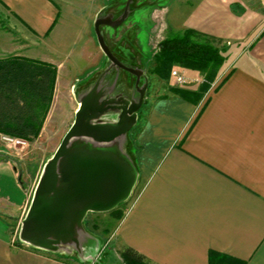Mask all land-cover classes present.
Masks as SVG:
<instances>
[{
    "label": "crops",
    "instance_id": "1",
    "mask_svg": "<svg viewBox=\"0 0 264 264\" xmlns=\"http://www.w3.org/2000/svg\"><path fill=\"white\" fill-rule=\"evenodd\" d=\"M87 1L95 4L94 14L110 4ZM80 2L0 0V26L9 29L0 30V54L5 52L2 42L11 43L6 35L13 30L26 43L50 39L60 11H74ZM161 26L167 35L172 28L174 34L195 30L226 45L228 55L201 99L169 93L148 99L141 119L138 111L125 146L137 178L128 199L113 209L122 211L113 230L116 241L149 264H210V252L215 254L214 264H264V0H187L173 12L168 9ZM137 27L133 23L117 29L111 38L105 32V41L118 58H139L134 54ZM66 52L59 58L66 64L72 60L69 68L77 75L70 79L72 89L79 88L76 91L106 68L101 49L95 54L105 56L102 63L97 61L101 65L91 70L87 63L89 68L80 73L76 68L83 51ZM122 78L131 90L133 76L122 72ZM74 101L75 114L79 104ZM12 156L0 145V264L89 263L91 254L77 257L19 239L34 188H24L19 205L3 192L17 191L15 177L21 182L24 175ZM113 210L86 213L83 226L90 236L87 220L93 215L107 218Z\"/></svg>",
    "mask_w": 264,
    "mask_h": 264
},
{
    "label": "water",
    "instance_id": "2",
    "mask_svg": "<svg viewBox=\"0 0 264 264\" xmlns=\"http://www.w3.org/2000/svg\"><path fill=\"white\" fill-rule=\"evenodd\" d=\"M119 16L106 21L98 15L95 21L97 43L107 65L75 93L79 108L73 123L46 161L21 222L19 239L25 243L67 253L73 247V253H82L84 245L94 240L83 226L86 213L115 209L135 185L137 170L125 146L148 80L142 69L120 61L105 41L102 27H118L126 11ZM122 72L133 76L131 90ZM80 239L85 240L83 245Z\"/></svg>",
    "mask_w": 264,
    "mask_h": 264
},
{
    "label": "rangeland",
    "instance_id": "3",
    "mask_svg": "<svg viewBox=\"0 0 264 264\" xmlns=\"http://www.w3.org/2000/svg\"><path fill=\"white\" fill-rule=\"evenodd\" d=\"M107 2L110 4L106 6L104 10L96 12V14H94V11H91L95 4H91V1L88 2L87 0H82V2L78 3V5H76L77 8L74 11L61 10L60 21L58 22V26L55 28L53 36L50 39L46 38L44 42L41 41L39 44L24 42L23 37L15 30H13V33L11 32L6 35L10 38V44L8 40L6 42H2V49L5 52H1L0 59L9 56H22L26 58L30 57V59L34 58L41 62H46V60H48L52 61V63H56V61H59L60 63L61 61L64 64L60 67L58 64L54 65L50 63L56 67L57 76L50 107L38 137L33 141L27 140L28 148L25 151L23 150L24 152L21 151V153H18L13 149L7 150L0 142V145L3 147L5 153H7L10 157L12 155V157L15 156L14 159H16L15 161L20 174L24 173L21 182H19L15 177V184L19 187H17V191L14 192L9 189L3 190V192L8 193V195L12 197V200L16 202L17 205L24 200V188H27L29 185L31 188L33 187L35 189L41 175L42 168L48 158L54 154L63 136L74 120V111L77 107L74 99L76 100L75 93L79 88L76 87L75 89H72L74 81L70 79V77L76 76L77 74L74 73L73 69L69 68V66H72L71 59L66 60L68 61L66 64L64 63V59L60 60L61 58L59 57L66 51H83V58L79 61L80 63L77 64L78 69L76 68L78 73L82 72L86 68L88 69V64L93 66L91 68L92 70L100 66L105 60V56L102 58L100 55L98 56V54L97 56L95 55L96 53H99L98 51L101 49L97 43L94 30V24L98 15L103 17L106 21H111L112 19L118 17L121 12L126 11V17L118 27H104L105 29H101L103 31V35L106 32L109 38L112 37V32H116L117 29L121 30L128 28V26L133 23L138 26L137 30H135L138 42V51L135 46L134 54L137 53L139 58H136L135 60H123L120 58V61L124 62L126 65H135L145 71L144 75L148 80V87L145 91L144 101L141 106L142 109H140L138 119H141L143 116V105L146 104L147 100L152 97H162L165 94L172 93V89H178L188 92L187 97L197 101L201 99L207 91L204 86L208 84V81L202 72H191V70L187 71V69L181 68L177 64H173L165 80L157 73V55L159 52L158 44L163 39L174 36V32H176V30L172 28V32L167 35L166 31H164V27L161 26L162 19L164 20L165 12L168 9L173 12L176 8L185 6L187 0H107ZM109 14L113 15V17L111 16L112 19ZM52 29L53 27H51L45 35L46 37H48ZM0 30L3 32L9 29L0 26ZM210 43L220 49H227L226 45L221 44L220 42L211 41ZM26 47L31 50L24 52ZM99 60H101V63L97 62ZM225 62L226 60L223 65ZM173 70H177L182 73L186 77L187 82L183 85L176 84L171 75ZM193 86H198V89H186V87L193 88ZM168 88L171 89L169 90ZM129 89H131V87H129ZM131 130L130 134H132L131 132H133L134 129L132 128ZM121 213L122 211L118 210L107 215V218L102 217V215H93V217H90L87 220L86 228L93 234L91 237L94 240L89 241L86 252L79 254L75 252V255L77 257L84 258L86 255L91 254L89 263L87 264H125L123 258L121 257L124 247H121L119 242L116 241V237L113 232L114 226L121 218ZM86 232L88 233V231ZM96 237L99 239H96ZM82 240L80 239L81 245L85 242V240ZM70 252H74L73 247H71Z\"/></svg>",
    "mask_w": 264,
    "mask_h": 264
},
{
    "label": "trees",
    "instance_id": "4",
    "mask_svg": "<svg viewBox=\"0 0 264 264\" xmlns=\"http://www.w3.org/2000/svg\"><path fill=\"white\" fill-rule=\"evenodd\" d=\"M211 41L215 40L192 29L163 39L158 44V75L165 80L171 66L177 64L202 72L208 81L204 88L208 90L228 55L227 49L215 47ZM56 76V67L50 63L22 56L0 59L1 134L28 141L38 137L53 97ZM171 91L188 98L186 91ZM214 255L210 252V264H214ZM121 257L125 264H149L128 247L123 249Z\"/></svg>",
    "mask_w": 264,
    "mask_h": 264
},
{
    "label": "built area",
    "instance_id": "5",
    "mask_svg": "<svg viewBox=\"0 0 264 264\" xmlns=\"http://www.w3.org/2000/svg\"><path fill=\"white\" fill-rule=\"evenodd\" d=\"M176 84L183 85L187 82L186 77L177 70H173L171 73ZM0 142L8 150H15L16 152H24L28 148V141L23 138H18L14 136H9L0 133ZM24 150V151H23Z\"/></svg>",
    "mask_w": 264,
    "mask_h": 264
}]
</instances>
